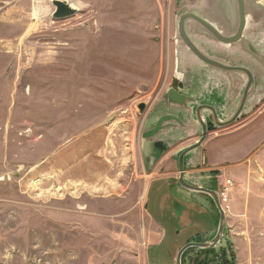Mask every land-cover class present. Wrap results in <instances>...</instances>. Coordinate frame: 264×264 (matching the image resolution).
<instances>
[{
	"label": "rangeland",
	"instance_id": "obj_1",
	"mask_svg": "<svg viewBox=\"0 0 264 264\" xmlns=\"http://www.w3.org/2000/svg\"><path fill=\"white\" fill-rule=\"evenodd\" d=\"M52 1L0 0V264H175L186 243L215 236L219 219L209 196L177 184L178 155L200 128L163 102L173 89L193 108L208 104L192 91L208 68L178 60L184 0H57L77 10L59 20ZM249 36L264 54V28ZM221 51L225 63L237 52ZM240 55L232 62L247 64ZM263 87L185 157L187 183L228 189L221 240L181 264H264ZM166 115L184 127L167 122L143 139Z\"/></svg>",
	"mask_w": 264,
	"mask_h": 264
},
{
	"label": "water",
	"instance_id": "obj_2",
	"mask_svg": "<svg viewBox=\"0 0 264 264\" xmlns=\"http://www.w3.org/2000/svg\"><path fill=\"white\" fill-rule=\"evenodd\" d=\"M51 5L54 7L52 14L54 20L74 16L77 12L66 1L54 0L51 2ZM180 7L176 14V39L182 54H178V60L179 56L183 58L182 55L191 56L201 65L206 66L209 70L223 77L231 85V88L240 84L237 83V81H241L238 74L246 76L247 84L239 104L235 106L232 115L225 120L221 119L215 109L209 105H197L193 108L192 106L196 104V99L193 96L183 95L170 89L163 97L164 104L170 107H179L183 111H186L190 117H193L200 128V137L197 142L184 148L178 155L177 184L187 192L209 196L219 215L215 236L207 242H190L185 244L178 251L175 264H181L184 253L189 249L210 250L217 246L222 238L225 225V214L218 194L212 190L193 186L186 182L184 172L185 157L200 149L206 140L209 125L226 127L233 124L239 118L245 101L249 96L248 90L250 89V93H252L254 87L253 78L247 69L243 67H230L224 62H216L210 57L205 56L196 46L194 39H202V41H209L216 46L235 49L239 53L251 55L255 61L262 63L264 66L262 55L254 51L246 38L248 30L254 32L264 28V0H184ZM143 108L144 105L139 106L141 112ZM227 111H224V114ZM167 122H173L184 127L178 118L166 115L160 117L154 128L150 132L143 134L142 138L148 140L157 136ZM210 264L220 263L215 262Z\"/></svg>",
	"mask_w": 264,
	"mask_h": 264
},
{
	"label": "flooded vegetation",
	"instance_id": "obj_3",
	"mask_svg": "<svg viewBox=\"0 0 264 264\" xmlns=\"http://www.w3.org/2000/svg\"><path fill=\"white\" fill-rule=\"evenodd\" d=\"M248 34L254 36L253 35L254 33H248ZM251 39H252V37H251ZM251 39H250V36L247 38V40L251 44V47L254 49L255 52L259 53L260 55H263V60H264V54L261 52V50H259L257 48L255 43ZM203 45L207 46L208 44H203ZM216 48H217V50H212V51H214V54L217 55L216 57L212 56V55H208L207 53H209L210 51H207L206 48H204V50H206L207 53H205L203 51V49H201V51L205 56L210 57L214 61L220 62V63L221 62L225 63V61H223L224 59L222 56L223 52L221 51L222 47L218 46ZM235 54H234V52H232L231 56L229 57L230 60H232V61L236 60V57L239 58L241 56L240 54H243V56H242L244 58L243 60H247L248 63L244 64L245 62L242 61V63H243V65H242L240 63L241 61L236 62L235 64H234V62L229 61L225 64H227V66H230V67H243L244 69H247L251 73V76L253 78V83H254L252 93H250V89L248 90L249 96H248L247 100L245 101L244 108H243V110H244V109H246V105L249 104L250 99L253 98V96L255 94L257 83L259 84V82H260L261 84H264V66L262 63L255 61L251 55H247L244 53L239 54V52L238 53L236 52ZM249 62L254 64L255 69L259 70V72L257 73V76L252 72V70L250 68H247V65L251 66ZM204 67H206V66H204ZM194 72L195 71H193V74H192L193 79H195V77H196L194 75ZM200 72H203V71H200ZM238 75H239V78L241 79V81H237V83H240V84H237V86L235 85V87L231 88V85L223 77H221L219 74H217V73H215L209 69H205L204 74L201 75V78H200L201 80L198 81V85H196V87H194L192 89V91L198 92L200 94L203 93L204 96L207 95L208 104L205 103V104H201V105L211 106L212 108L215 109L216 113L218 112V110H217L218 108L221 109L222 114H224V111L230 110L231 113H229V115H232V113H233L232 108L234 106H236L237 104H239V101L244 94L243 92L245 90V86L247 84L246 76H244L243 74H238ZM256 77H258V79ZM190 85H192V82H190ZM201 97H203V96L201 95ZM219 117L221 119L222 118L224 119V118H228L229 116L228 117H222V115H219Z\"/></svg>",
	"mask_w": 264,
	"mask_h": 264
},
{
	"label": "built area",
	"instance_id": "obj_4",
	"mask_svg": "<svg viewBox=\"0 0 264 264\" xmlns=\"http://www.w3.org/2000/svg\"><path fill=\"white\" fill-rule=\"evenodd\" d=\"M225 187H223L224 188L223 192L219 194V198H220L221 203L225 202V199H226L225 194H226L228 188H227V186H225Z\"/></svg>",
	"mask_w": 264,
	"mask_h": 264
},
{
	"label": "crops",
	"instance_id": "obj_5",
	"mask_svg": "<svg viewBox=\"0 0 264 264\" xmlns=\"http://www.w3.org/2000/svg\"><path fill=\"white\" fill-rule=\"evenodd\" d=\"M239 171H240V170H239ZM161 177H163V176H161ZM256 178L258 179V177H256ZM256 178H255V179H256ZM257 179H256V180H252L251 182H255V181H257ZM251 184L254 185L253 183H251ZM252 185H251V186H252ZM254 187H257V185H254Z\"/></svg>",
	"mask_w": 264,
	"mask_h": 264
},
{
	"label": "bare ground",
	"instance_id": "obj_6",
	"mask_svg": "<svg viewBox=\"0 0 264 264\" xmlns=\"http://www.w3.org/2000/svg\"><path fill=\"white\" fill-rule=\"evenodd\" d=\"M71 7H74L73 5H71ZM197 46V45H196Z\"/></svg>",
	"mask_w": 264,
	"mask_h": 264
},
{
	"label": "trees",
	"instance_id": "obj_7",
	"mask_svg": "<svg viewBox=\"0 0 264 264\" xmlns=\"http://www.w3.org/2000/svg\"><path fill=\"white\" fill-rule=\"evenodd\" d=\"M187 244V243H186Z\"/></svg>",
	"mask_w": 264,
	"mask_h": 264
}]
</instances>
